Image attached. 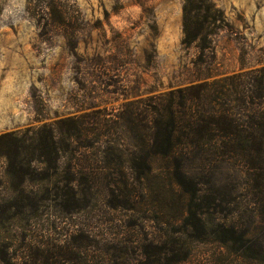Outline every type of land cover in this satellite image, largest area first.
<instances>
[{"label": "rangeland", "instance_id": "374dc122", "mask_svg": "<svg viewBox=\"0 0 264 264\" xmlns=\"http://www.w3.org/2000/svg\"><path fill=\"white\" fill-rule=\"evenodd\" d=\"M209 1L221 21L203 48L181 44L184 0H0V137L68 119L79 128L58 175L38 169L24 184L48 201L27 216L0 211V264H28L33 253L70 239L87 249L90 264L102 257L111 264H264V218L254 212L239 159L177 154L186 191L176 185L173 198H155L145 182L128 181L124 193L110 184L112 194L99 184L96 194L70 200L66 214L52 191L67 179L68 164L113 180V173L129 176L132 159L139 167L144 151L134 147L126 118L155 97L206 84L194 110L244 118V94L264 69V0ZM134 124L142 134L144 121ZM0 168L7 194L12 180L1 159ZM110 238L106 256L100 249Z\"/></svg>", "mask_w": 264, "mask_h": 264}, {"label": "trees", "instance_id": "16d2710c", "mask_svg": "<svg viewBox=\"0 0 264 264\" xmlns=\"http://www.w3.org/2000/svg\"><path fill=\"white\" fill-rule=\"evenodd\" d=\"M220 21V12L209 0H184L182 46L201 42L206 48L205 42L215 34V29H219L217 24ZM253 81L254 92L248 89L242 99L247 112L243 114V119L239 114L232 115L227 111L194 110L201 103L206 84L190 85L171 91L167 96L155 97V102L145 104L139 112L130 107L126 119L130 125L132 123L131 141L135 148L144 151L139 167H135V159H132L129 176L122 172L113 173L118 177L115 181L111 178L112 173L93 168L75 170L72 166L75 164H68L67 179L60 181L61 186L58 183L52 189L60 199L57 206L69 214L67 205L70 200L87 193L96 194L99 184L110 194L113 191L107 188L108 185L122 186L120 192L124 193L128 181L142 185L145 182L148 192L157 199L173 198L176 185L186 191L178 170L177 154L198 152L204 155V161H210L211 157L239 159L246 166L251 182L254 212L264 218V69L254 72ZM142 121L145 123L143 133L137 136V125L134 123ZM64 124L68 127H62ZM78 129L74 120L68 119L25 133L0 137L4 175L12 180L7 188L10 193H2L0 187V211L15 210L12 216H27L38 211L40 201H48L46 197L37 198L32 190L27 191L24 184L34 181L38 169L45 173L50 170L53 175H58L61 160L73 151L72 144L78 140ZM153 180L159 181L156 188L151 186ZM189 194L193 199L197 190H191ZM178 197L182 198V194ZM6 198L9 199L8 204ZM113 241L112 238L104 240V249H100L104 255L109 254ZM85 250L74 247V240L70 239L64 245L33 253L28 264H90ZM142 255L144 259L149 256L147 251ZM98 259L95 264H111L103 257Z\"/></svg>", "mask_w": 264, "mask_h": 264}]
</instances>
